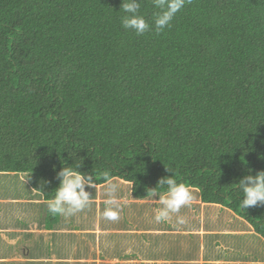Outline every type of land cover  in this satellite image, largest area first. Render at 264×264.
<instances>
[{
	"label": "trees",
	"instance_id": "16d2710c",
	"mask_svg": "<svg viewBox=\"0 0 264 264\" xmlns=\"http://www.w3.org/2000/svg\"><path fill=\"white\" fill-rule=\"evenodd\" d=\"M121 5L0 0V173L47 201L81 161L94 185L116 179L137 199L174 175L264 238V205L244 209L238 189L264 170V0H188L143 35ZM154 11L142 0L150 23Z\"/></svg>",
	"mask_w": 264,
	"mask_h": 264
},
{
	"label": "crops",
	"instance_id": "0c3cea01",
	"mask_svg": "<svg viewBox=\"0 0 264 264\" xmlns=\"http://www.w3.org/2000/svg\"><path fill=\"white\" fill-rule=\"evenodd\" d=\"M110 181L118 185L116 195L121 205L120 218L113 222L102 215L109 181L94 185L96 194L90 206L81 211L86 214L78 212L64 219L60 215L50 217L48 201L27 179L30 195H0V206H4L0 209V264H264V253L256 255L238 238L243 234L255 238L258 233L232 210L223 208L241 220L234 229L227 227L225 220L218 223L216 213L211 211H216L212 205L222 207L220 204L205 203L201 196L192 194L196 200L190 206L173 214L168 222H156L159 196L137 199L126 183ZM1 189H6L2 194H15L7 180ZM11 204L21 206V217L9 219L13 211L4 209H11ZM198 207H208V218L203 210L197 217ZM40 209L45 212L41 219ZM177 216H183L186 222L177 224ZM75 236L91 243L92 250L87 251L83 244L74 249L64 244L67 238L73 242Z\"/></svg>",
	"mask_w": 264,
	"mask_h": 264
},
{
	"label": "clouds",
	"instance_id": "9594fccd",
	"mask_svg": "<svg viewBox=\"0 0 264 264\" xmlns=\"http://www.w3.org/2000/svg\"><path fill=\"white\" fill-rule=\"evenodd\" d=\"M188 0H151L155 11L152 14L151 23L140 12L142 0H122L119 11L121 24L125 29L132 30L137 35H143L150 28L157 33L171 25L176 14L185 6ZM264 158V154H261ZM80 163L75 167L65 165L56 173L59 185L54 189V195L47 202V209L52 215L63 217L72 216L90 206L91 194L87 188L94 187L93 174H87L79 170ZM170 170V169H169ZM171 171V170H170ZM105 178L108 174L104 173ZM96 177V176H95ZM43 183H48L44 181ZM158 185L167 186L166 193L152 192L153 196H159V207L154 219L156 222H168L173 214H177L184 207L190 206L193 195L190 188L184 182H178L174 175L160 178ZM238 189L242 193L241 204L244 209L257 205H264V170L255 175L243 176L238 181ZM118 185L109 180L106 188V196L103 217L116 221L120 218L121 205L117 197ZM149 194V192H148ZM183 216L176 217L177 224H184Z\"/></svg>",
	"mask_w": 264,
	"mask_h": 264
},
{
	"label": "rangeland",
	"instance_id": "374dc122",
	"mask_svg": "<svg viewBox=\"0 0 264 264\" xmlns=\"http://www.w3.org/2000/svg\"><path fill=\"white\" fill-rule=\"evenodd\" d=\"M25 179H26V177L23 173H18L17 176L6 175L3 173H0V185H4V183L7 180L8 186L13 187L14 188L13 191L15 192V194H2V192L6 191V189H1L0 195L1 196L2 195H8V197H9V195H14V196L22 195V196H24V193H26L25 196L30 195L31 190L26 185ZM12 180L20 181V182H22V184L14 183ZM86 190H88L90 192L91 198L95 196V194H96V188L95 187L87 188ZM190 190H191L192 194H196V196H200L198 189L190 188ZM195 200H196V198H193L192 201H195ZM212 206L214 207V209H216V211H214V210H211V211L213 212V214L216 213L215 218H217L218 223H221L225 220L227 227L233 228V229L239 225L241 220L237 216L231 215V214H233V213H231V211H229L227 209H223L224 207H220L217 205H212ZM1 207H4V206H0V209H3ZM20 207H21L20 205L11 204V209H4V210H8L9 212L13 211L14 215L12 217L11 216L9 217L10 220H14L15 218L21 217L20 216L21 215ZM17 209H19V211ZM31 209L32 208H30V210ZM207 209H208V207H207ZM207 209L203 210V209H200L198 207L197 208V217H199L200 213L204 211L205 216L208 218V215H206ZM40 211H41V214H40L39 219H41L43 217V215L45 216V212L42 209H40ZM79 214L83 215L86 213L85 212H79ZM57 217H59V215H57ZM37 218H38V216H37ZM60 218L64 219L65 217L61 216ZM77 236H79V235H77ZM77 236H75L76 238L73 240V242L71 241V238H67L66 243H64V244L70 245V247L72 249L76 248L79 244H83V245L87 246L86 247L87 251L92 250L91 243H88V241L84 240L83 238L77 237ZM238 238L244 247L249 248V250H251V251L257 252L256 255L258 253H259V255L264 253V238H262L261 235L259 236L258 234H256L255 238H254L249 234H243V235H240ZM103 239H104V237L102 238V240ZM41 243L42 242H40V244ZM66 247L67 246H59L60 249L66 248ZM263 259H264V256H263ZM36 264H40V263H36ZM43 264H47V263H43ZM48 264H54V263H48Z\"/></svg>",
	"mask_w": 264,
	"mask_h": 264
}]
</instances>
